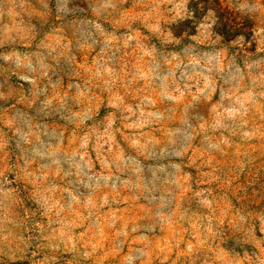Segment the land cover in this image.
<instances>
[{"label": "rangeland", "instance_id": "374dc122", "mask_svg": "<svg viewBox=\"0 0 264 264\" xmlns=\"http://www.w3.org/2000/svg\"><path fill=\"white\" fill-rule=\"evenodd\" d=\"M0 264H264V0H0Z\"/></svg>", "mask_w": 264, "mask_h": 264}]
</instances>
